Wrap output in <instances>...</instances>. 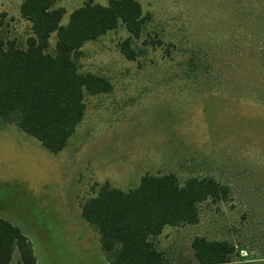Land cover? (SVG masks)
I'll return each mask as SVG.
<instances>
[{"label": "rangeland", "instance_id": "rangeland-1", "mask_svg": "<svg viewBox=\"0 0 264 264\" xmlns=\"http://www.w3.org/2000/svg\"><path fill=\"white\" fill-rule=\"evenodd\" d=\"M23 0H0V38L33 35ZM55 0L70 14L86 2ZM151 15L130 61L120 25L89 42L82 73L111 93L86 95L84 121L58 154L16 125H0V218L30 239L38 264H109L82 203L106 182L122 190L150 173L214 177L228 201L199 205L200 222L155 238L171 264L193 260L195 237L229 240L232 264H264V0H138ZM55 46L56 35L51 38ZM243 247V248H242ZM243 249V250H240ZM19 252L14 255L18 264Z\"/></svg>", "mask_w": 264, "mask_h": 264}, {"label": "trees", "instance_id": "trees-1", "mask_svg": "<svg viewBox=\"0 0 264 264\" xmlns=\"http://www.w3.org/2000/svg\"><path fill=\"white\" fill-rule=\"evenodd\" d=\"M54 3L22 1L21 15L33 31L25 46L0 38V125H16L58 154L84 121L86 95L114 90L108 77L80 71L82 48L123 25L130 36L121 51L135 61L132 40L140 38L151 15L144 13L138 0H110L107 6L88 1L63 24L67 11ZM230 193L228 185L210 176H192L180 183L174 173H146L137 187L127 191L109 182L100 185L82 203L81 216L97 231L109 264H171L155 238L167 228L199 223L201 203L228 201ZM238 249L229 240L198 236L192 241L194 258L188 264H232ZM16 251L18 264H38L30 239L0 218V264H13Z\"/></svg>", "mask_w": 264, "mask_h": 264}, {"label": "crops", "instance_id": "crops-1", "mask_svg": "<svg viewBox=\"0 0 264 264\" xmlns=\"http://www.w3.org/2000/svg\"><path fill=\"white\" fill-rule=\"evenodd\" d=\"M15 254H16V252H15ZM15 254H14V255H15ZM17 257H18V255H17ZM18 259H19V257H18Z\"/></svg>", "mask_w": 264, "mask_h": 264}]
</instances>
